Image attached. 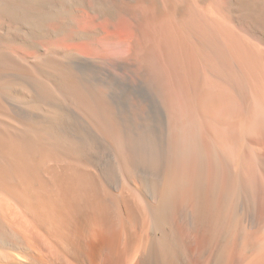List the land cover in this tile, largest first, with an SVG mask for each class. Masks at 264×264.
<instances>
[{
  "label": "bare ground",
  "instance_id": "1",
  "mask_svg": "<svg viewBox=\"0 0 264 264\" xmlns=\"http://www.w3.org/2000/svg\"><path fill=\"white\" fill-rule=\"evenodd\" d=\"M0 264H264V0H0Z\"/></svg>",
  "mask_w": 264,
  "mask_h": 264
}]
</instances>
